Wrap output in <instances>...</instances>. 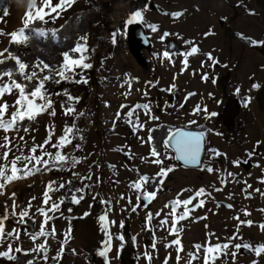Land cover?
<instances>
[{
    "label": "rangeland",
    "instance_id": "rangeland-1",
    "mask_svg": "<svg viewBox=\"0 0 264 264\" xmlns=\"http://www.w3.org/2000/svg\"><path fill=\"white\" fill-rule=\"evenodd\" d=\"M100 1L109 3L101 29L97 31V35H86L88 52L85 53L87 56L85 62L90 63L92 67L87 69L86 73L83 72V75L90 84L79 83L82 86L87 85L85 93L79 87L68 88L71 95L80 98L75 104V109L77 113L82 112L84 115L75 122L83 139L74 140L64 152L73 156L80 153L78 157L82 162L71 171L53 170L15 180L7 186L6 194L0 195V216L4 214L6 203L11 211L12 199L9 197L14 192L18 205L17 212L26 207L32 197H37L32 201L33 208L30 214L35 215L38 221L42 220L35 209L42 203L45 186L49 181H55L58 186L74 178L83 187L79 176H72L71 172L75 171L80 176H92L91 180L84 181L90 185V188L85 189V198L74 211L63 213V217L57 213L58 218L49 221L48 230L50 231L54 224L57 237L47 239V256L53 257L57 254L63 234L71 228L70 221L73 219H77L74 222L76 227L67 244L72 250L77 251L79 256L63 257L59 264H104V259L97 254L104 239L98 222V217L106 207L100 202L101 199H110L113 203V211L108 213V219L117 223L110 226V231L122 232L125 236V246L119 258L112 259L111 264H149L143 257L146 251L152 253L151 264H164L165 257L168 256H170L168 264H177L175 247H164L165 243L175 237L169 236L166 230L157 226L160 217L152 221L153 232L142 231L144 219L149 211L156 213L163 209L165 213L168 212L169 209H164V205L176 198L182 189L195 191L201 187L210 192L211 197H202L206 200L204 207L198 208L189 219L180 223L183 228L180 233L181 243L184 246L182 257L185 258L180 264H185L188 253L195 251L193 246L196 244H205L207 241L213 245L227 243L228 237L236 231L238 221L233 219L236 215H240L242 220L256 222L251 227L240 228L239 234L243 237V242L254 246L264 244V232L257 227L259 223H264V212L259 211L264 209V197L249 189L252 198L245 199L241 191L245 187L244 181L251 184L253 189L260 188L264 191V184L258 182V178L264 177V46H252L249 42L264 41V0H145L149 10L143 12V19L127 26L126 20L136 12H128L129 0H76L67 11L61 13L59 18L53 21L45 17L47 22L37 21V26L45 30H57L62 24L60 20L65 21L71 11H77L88 5L93 6ZM56 2L57 0H53V3ZM28 3L29 0H0V10L8 11L6 16L0 11V29L8 33L19 29L22 26V17L28 11ZM165 12L183 14L174 19L170 15H164ZM148 25H157L158 31L152 32ZM140 29L142 36L138 37ZM209 30L213 34L205 36ZM164 32L172 33L165 37L172 41V47L179 45L182 51H187L190 45H185L184 41H191L199 48L198 54L189 57L187 70L181 72L182 57L179 55L173 57L174 65L161 60L159 54L166 50L165 42L160 40ZM113 33H117L115 43H113ZM120 34H123L126 42L124 51L121 50ZM137 37L140 50L137 49ZM141 38L147 42V47H143L144 42ZM8 40V37L0 36V50L6 48L9 44ZM206 53H211L219 61L214 68H201L202 61L211 64V61L207 60ZM204 72L209 74L208 81L201 79ZM211 78L216 79L215 84L211 82ZM78 79H80L79 75ZM149 81L154 83L158 81V84L156 87L147 86L146 82ZM125 82H131V91L127 97L123 95L129 92ZM173 83L175 89L171 94L161 91ZM254 83L259 84L260 87L252 89ZM122 84L125 86L122 87ZM236 88L240 89L239 94L235 93ZM143 91L149 92L147 98L143 96ZM189 93L194 95L185 101ZM209 93L212 94L211 97ZM249 97L250 103L245 106V99ZM4 99L9 103L14 101L13 96H6ZM53 99L56 101L57 115L55 117L46 113L39 115L35 122L30 124L26 122V125L35 131H31L30 134L21 131L18 134L25 137L27 147H23L24 141L18 139L17 133L8 134L10 138L17 137L13 142V152L9 154V160L21 155L16 145L23 148L24 155H28V149L33 144V136L35 143H43L47 136L48 125L55 126L58 136L62 134L65 123H72L73 117H65L60 109V96H55ZM148 99L152 101L153 114L159 119L149 121L138 110L137 114L140 115L141 122H146V126L151 128L163 124L169 128V131L179 126L202 131L205 137L204 154L200 168H184L174 161H166L169 165L175 164L176 168L168 174L163 192L157 193V197L147 209L141 207L136 212H132L128 200L120 199L121 194L131 197L132 203L135 204V195L129 185L140 175L153 176L159 170V166L140 159L141 156L148 155L149 145L141 144L124 119L119 120L115 126L113 121L116 112L120 110V105L131 107L137 103H145ZM165 101L169 105L166 111L162 110ZM180 104L184 105L183 108L179 107ZM197 105L206 106L209 112H216L218 115L210 120L204 118V113L194 115L193 109ZM127 111L128 108L123 109V113ZM190 121L195 123H189ZM235 122L238 127L234 131ZM208 129L214 131L208 132ZM215 132L222 135H216ZM3 135L0 132V137ZM138 135L147 138V132H139ZM257 141L261 142L257 154L248 163L234 167L232 161L238 158L248 159L246 153L256 147ZM76 144L81 146L78 151L74 150ZM210 148L225 155L214 160L209 159ZM48 150L54 151L50 147ZM168 151L174 155L171 149ZM125 152L134 158L129 159ZM0 163L4 161L0 160ZM257 164L260 166L256 167ZM204 165H211L219 172L210 174L201 170ZM228 172L235 173V179L228 177ZM220 178L226 180V186L221 185ZM213 186L222 187L223 190L213 191ZM62 193L64 189L50 193L52 200L57 201ZM191 194L185 191L180 199H185ZM229 194L234 198L228 199ZM93 196H97V199L93 200ZM217 202L221 207H217ZM226 204H232L233 208L223 206ZM241 209H247L251 215L244 216ZM182 210L181 208L178 211ZM85 213L88 215L85 216ZM197 217L206 218L196 219ZM17 218H10L6 222L7 231L18 228L15 223ZM121 220L124 221L123 229L119 226ZM27 223L32 224L33 230L20 232L19 240L9 238L3 246H0V251L6 250L8 243H11L13 248L20 247L27 251L36 244L44 242L45 238L41 237L34 244L27 234L38 231L39 223L34 224L31 220ZM153 234L158 238L156 250L150 247ZM133 236L137 237L138 243L132 242ZM119 243L113 241L114 248L109 253L110 257L116 256L115 247H118ZM253 260L258 264H264V255L257 257L254 253L241 249L235 264H252ZM193 264H202V261H194ZM216 264H233V261L230 256H224L218 259Z\"/></svg>",
    "mask_w": 264,
    "mask_h": 264
},
{
    "label": "snow or ice",
    "instance_id": "snow-or-ice-1",
    "mask_svg": "<svg viewBox=\"0 0 264 264\" xmlns=\"http://www.w3.org/2000/svg\"><path fill=\"white\" fill-rule=\"evenodd\" d=\"M76 0H57L56 3H53V0H29L28 3V11L25 12L22 17V26L13 30L12 32H4L0 29V36H6L9 38L8 43L9 47L0 50V132L4 135L0 137V160L4 161V163H0V195L6 194V188L9 184L14 182L15 180L24 179L26 177L35 175L37 173L43 174L45 172H51L53 170L57 171H71L78 164L82 162L81 158L73 156L71 154L65 153L64 149L68 145H72L73 141L77 138L83 139V136L80 135V129L77 127L75 120L80 116H83L84 113H77L75 109V104L79 102V97H74L71 95L68 89H63L57 92H50L47 85L49 83H54L56 85H60L62 82H72V83H88L86 76L83 75V70L90 69L92 65L90 63L85 62L87 60V56L85 53L88 52L87 48V36H81L80 40L83 43H77L73 48L69 50V52L62 53V60L59 62L58 66H52L43 60L37 59L33 63L29 64L21 59L20 56L16 55L13 51L10 50L12 45H27L32 37L29 33L34 34L36 38H45L49 34L53 39L57 36L58 30H45L39 27H33V25L39 21L46 23L45 17H49L51 20H56L59 18L62 12L67 11ZM33 9H35L33 11ZM47 9V11H45ZM148 5L144 6L143 10L136 11L131 14L130 18L126 20V26L131 25L137 20L143 19V12L148 11ZM3 15H8V11L6 9L0 10ZM53 13L55 15H53ZM164 15H170L171 17L178 18L183 13H163ZM250 14H254L251 13ZM152 32L158 31L157 25H148ZM213 34L211 30L205 33V36ZM172 35V33L164 32L162 36H160L161 42L164 41L165 37ZM178 35V34H177ZM117 33H113V43L116 42ZM247 39V38H245ZM252 46H264V41H249ZM185 45H190L187 51H182L179 53L169 52L167 50L163 51L159 54L162 61H167L168 63L175 64L173 57L179 55L182 57L180 63L182 65L181 72L185 71L189 67V57L198 54L199 48L193 44L191 41H184ZM172 47V46H170ZM78 54V55H73ZM157 55V54H154ZM208 61H211V64H207L205 61L201 62V68H214L219 61L212 56L211 53L205 54ZM11 63L10 67H2ZM227 67V65H225ZM77 69H80L81 72H77ZM195 74V72L193 73ZM79 75L80 79H74L75 76ZM137 79V78H133ZM175 79V77H174ZM201 79L203 81H208L210 79L209 74L204 72L201 75ZM211 82L213 84L216 83L215 78H211ZM127 87L129 88V92L123 93L125 97L130 94L131 91V82H125ZM157 82H146L147 86L156 87ZM122 87L125 85L122 84ZM260 87L259 84L254 83L252 85V89H258ZM175 89V84L173 83L168 88L161 89L162 92H167L171 94ZM137 91H141L137 89ZM236 94H239L240 89L236 88ZM194 95V93H189L188 96L185 97V101ZM13 96L14 101L9 103L4 97ZM54 96L63 97V99L59 102L60 109L65 117H73L72 123H65L64 128L62 130V134L56 135V130L54 125H48L46 127L47 136L45 137L43 143H35V137H32L33 144L28 149L29 154H23V148L19 145H16L20 151L21 155L14 156L11 160H9V154L13 152V142L17 137H9L10 132H15L17 135L23 131L26 134H30L31 131H35V129H30L29 126L26 125L35 122L37 117L42 114H48L51 117H55L57 115V111L55 108L56 101L53 99ZM143 96L147 98L149 96L148 91H143ZM211 97L212 94L209 93ZM39 102V103H38ZM219 103V101L217 102ZM250 103V97L245 99V106ZM168 102L165 101L164 108L162 110L167 109ZM183 104H180L179 107L183 108ZM128 108L126 113H123V109ZM138 110L142 112V114L147 117L149 121H156L159 117L155 116L152 112V101L150 99L145 103H137L129 107L128 105H120V110H118L115 114V120L113 121V125L124 119V122L128 124L131 129L133 135L137 136V139L140 140L141 144L149 145V152L147 156H141L140 159L146 163H150L153 165L159 166V170L153 175L148 176L146 174L140 175L136 181H133L129 188L135 195V204L132 203L131 197H126L121 194V200H128L129 205H131V211L136 212L139 208L143 207L147 209L149 204L157 197L158 191L163 189V185L165 183L168 174L173 172L176 168L175 164H166V161H178L182 162L184 166L199 164L200 154H201V142L204 136V133H189V132H181L179 130L170 131L167 138L163 140V149L161 152L157 143L155 142V137L153 135L155 129L146 126V122H141L140 115L137 114ZM123 113V116H122ZM204 113V118L207 120L216 117L218 113L209 112L207 107H201L197 105L193 109V114ZM189 123H195V121H190ZM159 127V125H157ZM213 129H208V132H213ZM139 132H147V138L139 136ZM216 135H222L219 132H215ZM18 139L20 141H24L23 147H27V141L24 136H19ZM261 142H256V147L253 148L252 151L246 153L248 159H237L232 161L234 167H240L242 164H246L249 160L252 159L254 155L257 154V149L259 148ZM54 149V151H49L48 148ZM80 145L76 144L74 146V150H80ZM169 149L175 152V155H171L169 153ZM39 151V155L37 152ZM211 153L209 159L214 160L215 158L225 155L224 153L219 152L216 149H208ZM125 155L129 156V159H133L134 157L129 155V153L125 152ZM86 159V157L84 158ZM23 165L22 167L19 165ZM260 165L257 164L256 167ZM110 167H114L111 166ZM131 170V169H130ZM137 172L138 169H135ZM201 170H205L208 173H217L218 169H214L211 165H204ZM73 177L79 176L83 187L81 188H72L70 187L73 183L72 180L65 181L56 186L55 181H49L45 186V191L42 195V203L40 206L36 207L35 211L42 217V220H37L35 215H31V210L33 208L32 201H35L37 197H32L27 206L24 207L21 211L17 212V203L15 200V193H11L10 199H12L11 211H9V206L7 203L5 204L4 214L0 216V246L9 240V238L14 240L20 239V229L13 228L11 231L6 230V222L10 218H17L15 223L18 225L27 224L28 220H31L34 224L39 223V230L32 233H27L29 238L34 242L39 240L41 237H44L45 240L42 243L36 244V246L30 250H23L20 247L13 248L11 243H8L7 249L0 251V258L6 259L8 261H18L17 255L15 253H21L25 256L31 255L32 252L44 253L42 259L45 264H47L49 257L47 256V239L52 238L55 239L57 237V230L55 225L51 226V230H48L49 221L55 220L57 217V213H59L60 217H63V211L61 210V206L65 203L66 200L69 199L67 195L61 196L57 201L52 200V196L50 193L59 192L61 189L68 188L70 194V203L79 204L81 200L85 198V189L90 188V185L84 183V181L91 180L92 176H80L78 172H71ZM251 175V174H249ZM228 177H232L235 179L236 174L232 172L227 173ZM99 182V178H97ZM150 182H155L153 189L150 191L147 185ZM239 183V181H236ZM258 182L264 184V177L258 178ZM221 185L226 186V180L224 178H220ZM245 187L241 189L244 193L245 199L252 198V192L258 193L260 196L264 197V191L260 188H254L251 184H248L247 181L243 182ZM252 189V192L248 191ZM222 187L213 186V191H222ZM185 191L191 192L185 199H180V196L183 195ZM98 196V194H97ZM97 196H93V200L97 199ZM202 197H211V193L208 192L205 188L201 187L198 190L191 189H182L180 193L177 194V197L170 200L164 205V209H169L168 212H164L163 209L156 213L147 212L144 219V227L142 231L153 232L151 227L152 221L156 217H160L157 222V226L166 230L169 236H174L175 239L169 240L164 244L165 248H173L175 247L176 252V262L180 264L182 259V253L184 252V246L181 243L180 233L183 231V228L180 226L181 221L189 219L191 214L195 212L198 208L204 207L206 200ZM233 195L229 194L228 199H233ZM143 201V203H141ZM100 202L104 204L105 211L98 217V222L100 225V230L104 235V239L101 241V248L98 250L97 254L104 259V264H111L112 259H118L124 246H125V236L121 233H113L110 231V226L116 225V221H109L108 213L113 211V203L110 199H101ZM229 209L233 208L232 204L223 205ZM91 207V205H90ZM217 207H221V204L217 202ZM183 209L182 211H178L179 209ZM69 212L72 211L71 208L68 209ZM259 211L264 212V209H260ZM52 213V215H49ZM241 213L244 216H250L251 212L247 209H241ZM85 216L88 213L84 214ZM206 217H197L196 219H205ZM234 220H237L236 231L228 237L227 243H217L213 245L210 241L205 242V244H196L194 245V252H189L186 258L185 264H193L194 261H202V264H216L218 259H221L224 256H230L233 264H235L236 258L238 254H240V250L244 249L246 251L254 253L255 256L260 257L264 255V244L254 246L249 243L243 242V237L239 234L240 228L242 226H253L254 221L252 220H242L240 215H236L233 217ZM119 226L121 229L124 227V221L119 222ZM207 227V226H206ZM259 229L264 232V223H259L257 225ZM26 232V229H25ZM71 238V228L67 232L63 234V239L60 241V248L57 251V254L51 257L52 260L56 261L59 264V261L63 259V255L65 252V245H67L69 239ZM119 241L118 247H115L116 256L110 257L109 253L113 251L114 245L113 241ZM157 240L158 238L153 234L152 244L150 247L153 250L157 248ZM234 241H240L239 243H235ZM132 242L134 244L138 243L137 237H132ZM73 254H76L75 250H72ZM144 259H146L149 264H151L152 253L144 252ZM170 256L165 257L164 264H168ZM25 264H34L33 259H29L25 262ZM252 264H258L256 260L252 261Z\"/></svg>",
    "mask_w": 264,
    "mask_h": 264
},
{
    "label": "trees",
    "instance_id": "trees-1",
    "mask_svg": "<svg viewBox=\"0 0 264 264\" xmlns=\"http://www.w3.org/2000/svg\"><path fill=\"white\" fill-rule=\"evenodd\" d=\"M145 5H146L145 0H129L128 12L133 13L137 10H142ZM108 7H109L108 2L100 1L93 6L88 5L84 8H80L77 11L75 10L71 11L69 15L65 18V21H63L62 24H60V27L57 29L58 31L55 39H53L50 34L45 38H36L34 34L29 33L32 39L27 45H12L10 50L13 51L16 55L20 56L22 60H24L29 64L33 63L37 59H40L52 66H58L59 62L62 60V53L69 52V50L73 48L77 43H81L82 42L80 40L81 36L97 35V31L101 29V25L103 24L102 22L104 21V17L106 15ZM91 24H93V27H91ZM33 27H38L37 23H35ZM163 42H165V49L169 52L170 51L178 52L179 50L182 51V48H180L179 45H174V47H170L172 44L171 43L172 41L170 39L166 38ZM6 47H9V44L6 45ZM10 66L11 63L4 65L2 67L7 68ZM83 72L86 73V70H83ZM74 79L79 80L78 75L75 76ZM87 84H90L89 80ZM73 86L79 87V89L83 92L87 90L86 88H88L87 85L82 86V84L72 83V82H62L60 85L49 83L47 85L50 92L61 91L65 88L68 89ZM60 99L62 100L63 97H60ZM237 127L238 125L235 122L234 131L237 130ZM154 129L155 131L153 135L155 137V142L157 143L159 150L163 152L164 151L162 147L163 140L165 139L167 131H169V128L166 125L162 124ZM233 132L231 134H233ZM79 154L80 153H78L76 156L78 157ZM165 163L168 164L167 162ZM70 180L73 181L70 187L81 188V185L79 184L77 179L72 178ZM154 183L155 182H150L147 185L150 191L153 189ZM162 192L163 190L158 191V193L160 194ZM65 195H67L69 199L66 200L65 203L61 206V210L63 211V213H68L69 208H71L72 211H74L79 206V204H72L69 202L70 194L67 187L64 189V193H62V196ZM76 220L77 219H73L70 221L71 235L75 230L76 225H74V222ZM16 226L18 227V229H20V232L25 231V229L28 230L29 232L33 230L32 224L30 223L24 225L16 224ZM75 252L76 254H73L71 247L67 244L65 245V252L63 257L69 255L79 256L78 252L77 251ZM13 254L17 255L18 261H8L6 259L0 258V264H25V262L29 259H33L34 264H45L44 260L42 259L44 253L32 252L31 255L28 256L15 252ZM54 263H56V261L52 260L51 257H49L47 264H54Z\"/></svg>",
    "mask_w": 264,
    "mask_h": 264
},
{
    "label": "water",
    "instance_id": "water-1",
    "mask_svg": "<svg viewBox=\"0 0 264 264\" xmlns=\"http://www.w3.org/2000/svg\"><path fill=\"white\" fill-rule=\"evenodd\" d=\"M141 36H142V30L140 29V31H139V33H138V37H141ZM138 37H137V40H136V41H137V49L140 50ZM141 39H142V41L144 42L143 47H144V46L147 47V46H148L147 42H145V40H144L143 38H141ZM140 59H141V57H139V60H140ZM176 130H179V131H181V132H189V133H193V134H197V133H201V132H202V131H200V130L190 129V128H185V127H180V126L174 128V129L171 130V131L174 132V131H176ZM169 133H170V131L167 132L165 138L168 137ZM204 146H205V137H203L202 142H201V154H200V157H199V160H200V163H199V164H193V165L184 166V165L182 164V162H178V161H174V162L177 163L179 166L184 167V168H200V167H201V159H202L203 154H204ZM173 154L175 155V152H174V151H173Z\"/></svg>",
    "mask_w": 264,
    "mask_h": 264
},
{
    "label": "bare ground",
    "instance_id": "bare-ground-1",
    "mask_svg": "<svg viewBox=\"0 0 264 264\" xmlns=\"http://www.w3.org/2000/svg\"><path fill=\"white\" fill-rule=\"evenodd\" d=\"M119 40H120V43H121V50L124 51L125 50L124 48H125L126 42H125V40L123 38V34H120L119 35Z\"/></svg>",
    "mask_w": 264,
    "mask_h": 264
},
{
    "label": "crops",
    "instance_id": "crops-1",
    "mask_svg": "<svg viewBox=\"0 0 264 264\" xmlns=\"http://www.w3.org/2000/svg\"><path fill=\"white\" fill-rule=\"evenodd\" d=\"M63 20H64V19L60 20V21H61L60 23H62Z\"/></svg>",
    "mask_w": 264,
    "mask_h": 264
}]
</instances>
